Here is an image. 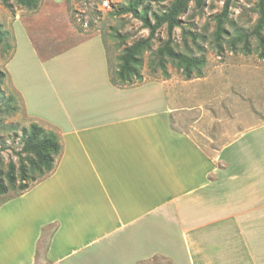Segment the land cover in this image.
Here are the masks:
<instances>
[{"label": "crops", "instance_id": "1", "mask_svg": "<svg viewBox=\"0 0 264 264\" xmlns=\"http://www.w3.org/2000/svg\"><path fill=\"white\" fill-rule=\"evenodd\" d=\"M88 43L100 73L83 77L108 103L88 120L46 122L61 154L48 177L0 203V264H140L157 254L262 264L264 123L208 157L155 110V86L113 87L103 43Z\"/></svg>", "mask_w": 264, "mask_h": 264}, {"label": "rangeland", "instance_id": "2", "mask_svg": "<svg viewBox=\"0 0 264 264\" xmlns=\"http://www.w3.org/2000/svg\"><path fill=\"white\" fill-rule=\"evenodd\" d=\"M127 1L39 0L37 8L29 10L15 0H0V30L5 34L0 43V72L6 74L0 92L4 100L11 97L10 106L16 107L10 113L0 105V171L4 175L9 164L18 168L22 133L31 124L55 134L46 122L62 125L69 120H88L108 103L97 95L101 90L92 86L94 82L83 77L100 70L86 61L94 45L82 46L98 38L106 54L108 76L113 74L122 50L148 36L131 16L115 15ZM257 1H230L223 23L228 33L222 37L224 43L215 40V17L221 14L224 0H206L201 10L191 3L180 22L183 30L196 39L193 41L178 28L173 33V44L177 52L203 57L202 77L187 81L171 64L166 65L168 79L164 80L159 71L152 75L149 61L166 39L165 29H161L153 40L152 51L143 57V81L126 88L155 86V93L161 97L160 108L155 110L176 133L186 135L208 157H215L218 149L236 139L247 123H264V58L260 57L258 44L251 37V54L246 56L241 45L232 52L225 43L234 31L253 30ZM146 4L154 13L169 6V2L157 0H147ZM218 44H222L221 50ZM135 96L115 97L113 104L122 106ZM33 179L39 181L38 172H31L25 183L32 185ZM19 184L17 181L8 187L7 193L0 195V203L16 197ZM38 264L49 263L40 258ZM140 264L172 262L157 254Z\"/></svg>", "mask_w": 264, "mask_h": 264}, {"label": "trees", "instance_id": "3", "mask_svg": "<svg viewBox=\"0 0 264 264\" xmlns=\"http://www.w3.org/2000/svg\"><path fill=\"white\" fill-rule=\"evenodd\" d=\"M147 0H129L125 5L115 11L117 17L129 15L141 24V28L148 32V36L144 39L137 40L131 45L125 47L118 57V65L113 74L109 73L110 84L118 89H124L140 84L143 81L141 70L143 67V57L145 53L152 51V43L158 31L165 29L166 39L163 44L152 54L149 61V69L152 75L159 71L164 80L169 75L166 71V65H173L184 77L189 81L193 78L202 77V69L205 61L203 57L194 58L192 56L177 52L173 44V33L175 29H182V34L191 37L195 41L196 37L190 32H185L181 26L180 17L184 15L191 3L194 8L201 10L206 0H157L158 2H169V6L160 13H154L146 4ZM231 0H224V5L220 15L215 17L216 31L215 40H223L222 37L228 36L223 27L226 21V14ZM15 2L26 9L35 10L39 4V0H15ZM257 20L253 30L250 33L243 31H234L226 40L228 49L235 52L241 45L242 53L248 56L251 54L250 38L254 37L260 49V57L264 58V38L262 32L264 29V0H258L255 6ZM4 33L0 30V43L4 39ZM224 43V40L223 42ZM218 49H222V44L217 45ZM6 79V74L0 72V86ZM12 98L4 100L0 92V105L5 110L14 113L16 107L10 106ZM61 154V145L52 133L45 132L37 124H31L28 129L22 133V148L18 155L19 166L16 168L14 164H9L5 175L0 171V195H4L8 191V187H12L18 181L20 184L17 196L26 192L30 187L48 177L54 170L56 162ZM31 172L39 173V181L32 180V185L25 183ZM16 196V197H17Z\"/></svg>", "mask_w": 264, "mask_h": 264}]
</instances>
